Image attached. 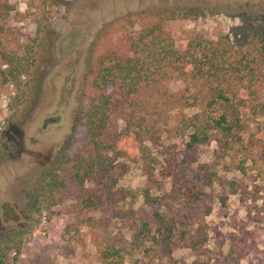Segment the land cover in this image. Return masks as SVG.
<instances>
[{"label":"rangeland","instance_id":"374dc122","mask_svg":"<svg viewBox=\"0 0 264 264\" xmlns=\"http://www.w3.org/2000/svg\"><path fill=\"white\" fill-rule=\"evenodd\" d=\"M10 3L6 25L19 44L33 47V63L20 89L0 81V253L5 244L19 245L17 255H8L14 264H264L259 149L240 164L241 156L222 157L213 142L186 150L184 137L163 136L145 144L143 157L117 160L109 174L115 183H70L39 217L31 209V193L45 168L59 152L73 155L79 146L73 113L84 57L104 24L187 5L207 11L165 29L213 39L239 25L241 15H264V0ZM168 86L176 91L182 84L173 79ZM251 118L248 133L255 135L264 129V117ZM83 196L102 204L83 209ZM104 251L112 254L102 262Z\"/></svg>","mask_w":264,"mask_h":264},{"label":"trees","instance_id":"16d2710c","mask_svg":"<svg viewBox=\"0 0 264 264\" xmlns=\"http://www.w3.org/2000/svg\"><path fill=\"white\" fill-rule=\"evenodd\" d=\"M206 11L165 8L119 17L99 29L84 57L73 113L79 146L73 155L59 152L36 181L32 216L55 204V195L70 183L111 178L117 160L143 157L145 144L163 136L184 137L186 150L213 142L222 157L241 156L240 164L259 149L264 160V129L253 135L247 124L257 114L264 117V15H241L239 25L213 39L165 29ZM11 12L10 0H0V81L18 90L32 67L33 47L13 39L6 25ZM173 79L182 84L176 91L168 86ZM143 199L151 202L146 191ZM101 204L83 196L81 206L96 210ZM9 253L17 255L19 245L5 244L0 264H14ZM110 254L104 251L102 262Z\"/></svg>","mask_w":264,"mask_h":264},{"label":"built area","instance_id":"2783aa9c","mask_svg":"<svg viewBox=\"0 0 264 264\" xmlns=\"http://www.w3.org/2000/svg\"><path fill=\"white\" fill-rule=\"evenodd\" d=\"M1 127V126H0ZM1 129V128H0Z\"/></svg>","mask_w":264,"mask_h":264}]
</instances>
